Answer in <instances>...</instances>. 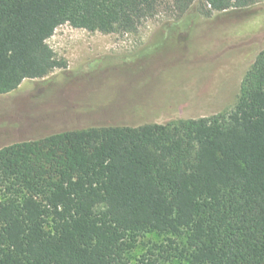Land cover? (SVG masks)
Returning <instances> with one entry per match:
<instances>
[{
    "label": "trees",
    "instance_id": "trees-1",
    "mask_svg": "<svg viewBox=\"0 0 264 264\" xmlns=\"http://www.w3.org/2000/svg\"><path fill=\"white\" fill-rule=\"evenodd\" d=\"M171 0L185 17L250 0ZM161 0H0V96L66 63L68 25L126 34ZM169 236L136 264H264V50L234 107L168 124L90 128L0 148V264H132L138 237Z\"/></svg>",
    "mask_w": 264,
    "mask_h": 264
},
{
    "label": "rangeland",
    "instance_id": "rangeland-1",
    "mask_svg": "<svg viewBox=\"0 0 264 264\" xmlns=\"http://www.w3.org/2000/svg\"><path fill=\"white\" fill-rule=\"evenodd\" d=\"M161 1L165 8L134 33L56 29L47 44L66 67L0 96V148L61 132L168 124L230 111L246 71L264 50V0L208 17L193 8L180 19L171 0ZM168 237H138L130 262Z\"/></svg>",
    "mask_w": 264,
    "mask_h": 264
},
{
    "label": "built area",
    "instance_id": "built-area-1",
    "mask_svg": "<svg viewBox=\"0 0 264 264\" xmlns=\"http://www.w3.org/2000/svg\"><path fill=\"white\" fill-rule=\"evenodd\" d=\"M65 27L68 28V30H70V31H78V30H80V31H82V33H86L87 32L86 30H82V29H75L74 30L72 27H70L68 25H65Z\"/></svg>",
    "mask_w": 264,
    "mask_h": 264
}]
</instances>
